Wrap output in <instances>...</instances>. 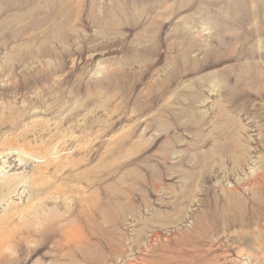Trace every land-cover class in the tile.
Wrapping results in <instances>:
<instances>
[{"label":"rangeland","instance_id":"374dc122","mask_svg":"<svg viewBox=\"0 0 264 264\" xmlns=\"http://www.w3.org/2000/svg\"><path fill=\"white\" fill-rule=\"evenodd\" d=\"M0 264H264V0H0Z\"/></svg>","mask_w":264,"mask_h":264},{"label":"bare ground","instance_id":"6f19581e","mask_svg":"<svg viewBox=\"0 0 264 264\" xmlns=\"http://www.w3.org/2000/svg\"><path fill=\"white\" fill-rule=\"evenodd\" d=\"M100 72H96V74L98 75Z\"/></svg>","mask_w":264,"mask_h":264}]
</instances>
